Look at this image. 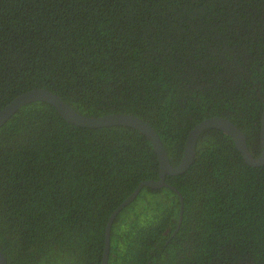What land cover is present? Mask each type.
<instances>
[{
  "label": "trees",
  "instance_id": "1",
  "mask_svg": "<svg viewBox=\"0 0 264 264\" xmlns=\"http://www.w3.org/2000/svg\"><path fill=\"white\" fill-rule=\"evenodd\" d=\"M46 89L86 117L134 115L178 166L191 129L221 117L260 155L264 0H0V110ZM157 156L139 131L80 128L46 102L0 127L7 264H101L111 213ZM115 216L107 264H264V165L202 131L192 164ZM182 197V219L178 225Z\"/></svg>",
  "mask_w": 264,
  "mask_h": 264
},
{
  "label": "water",
  "instance_id": "2",
  "mask_svg": "<svg viewBox=\"0 0 264 264\" xmlns=\"http://www.w3.org/2000/svg\"><path fill=\"white\" fill-rule=\"evenodd\" d=\"M32 102H46L50 104L64 121L76 127L97 129L102 127L124 126L133 128L139 131L149 140L157 156L159 166L158 179L144 181L140 183L138 187L109 216L104 231V248L101 264H107L111 225L118 212L136 197L142 187H149L151 189H160L162 187H166L167 184L164 181L166 175L175 176L185 172L193 162L195 155V144L202 131L209 128L221 130L223 133L231 137L234 145L240 152L244 162L247 165L251 167H260L264 165V111L262 113L260 124L259 141L261 152L259 157H252L247 148L244 133L236 125H234L231 121L225 118L212 117L201 121L200 123L196 124L193 129L190 130L186 137V142L184 145L180 162L178 166L172 167L169 163L166 150L162 142L160 141L158 134L147 122H145L141 118L129 114H109L100 117H86L76 112L72 107L66 104L58 95L46 89L29 90L18 95L8 104H6L0 110V127L20 107ZM168 187L176 193L181 202L178 219V225H180L182 219L181 215L183 211L182 197L176 189L170 186ZM0 264H7V260L1 251Z\"/></svg>",
  "mask_w": 264,
  "mask_h": 264
},
{
  "label": "flooded vegetation",
  "instance_id": "3",
  "mask_svg": "<svg viewBox=\"0 0 264 264\" xmlns=\"http://www.w3.org/2000/svg\"><path fill=\"white\" fill-rule=\"evenodd\" d=\"M159 175V174H158ZM165 181V180H164Z\"/></svg>",
  "mask_w": 264,
  "mask_h": 264
}]
</instances>
